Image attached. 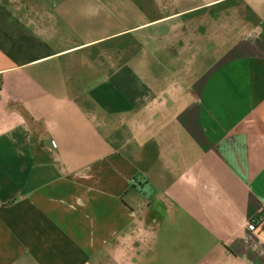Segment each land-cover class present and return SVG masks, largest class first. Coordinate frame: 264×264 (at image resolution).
<instances>
[{
	"label": "crops",
	"instance_id": "crops-1",
	"mask_svg": "<svg viewBox=\"0 0 264 264\" xmlns=\"http://www.w3.org/2000/svg\"><path fill=\"white\" fill-rule=\"evenodd\" d=\"M0 264H264V0H0Z\"/></svg>",
	"mask_w": 264,
	"mask_h": 264
},
{
	"label": "built area",
	"instance_id": "built-area-1",
	"mask_svg": "<svg viewBox=\"0 0 264 264\" xmlns=\"http://www.w3.org/2000/svg\"><path fill=\"white\" fill-rule=\"evenodd\" d=\"M247 228H248L249 230H255V228H256V223H255V221H254L253 219H251V220H249V221L247 222Z\"/></svg>",
	"mask_w": 264,
	"mask_h": 264
}]
</instances>
